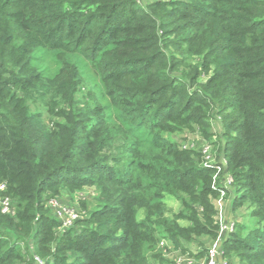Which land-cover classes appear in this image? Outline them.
Segmentation results:
<instances>
[{"label": "trees", "instance_id": "1", "mask_svg": "<svg viewBox=\"0 0 264 264\" xmlns=\"http://www.w3.org/2000/svg\"><path fill=\"white\" fill-rule=\"evenodd\" d=\"M191 125L214 163L163 134ZM224 175L254 224L223 254L264 264V0H0V264H149L158 228L215 238ZM84 186L94 208L61 229L45 201Z\"/></svg>", "mask_w": 264, "mask_h": 264}, {"label": "rangeland", "instance_id": "2", "mask_svg": "<svg viewBox=\"0 0 264 264\" xmlns=\"http://www.w3.org/2000/svg\"><path fill=\"white\" fill-rule=\"evenodd\" d=\"M140 4L144 5L146 3L151 2L152 0H138ZM39 57V61L41 63V65L44 66H48L49 68L53 67V61L51 60L52 55H50V53H46V52H39L36 54ZM81 67H83V64H80ZM51 70H53L51 68ZM83 72L85 73V77L87 82L90 84L92 83V74L90 72H88V69L83 68L82 69ZM42 115L45 117L47 123H49V119L51 115H48L44 109H40ZM52 117V116H51ZM220 123L218 122V120H212L211 125H210V131H213L215 134L219 133L221 128H220ZM164 136L171 140L176 142L178 145L184 143L185 145L188 146V144H191V142L195 143L196 138L198 139H202L201 142L204 140L205 142H210L212 143L215 140V136H212L211 138H209L208 140H206L202 134L200 133V131H198V127L197 125H191V126H186V127H181L179 129H176L172 132H164L163 133ZM201 145V144H200ZM200 145H196V143L193 145V147L195 148V151L199 150V146ZM212 150L213 152L216 151V146L212 145ZM61 198H63L64 201L69 202L70 204H72L73 206H75L78 210H79V215L80 218L83 216H86V212L87 210L93 209L94 205H95V200L97 197V192L95 190V188L93 186H84L81 190H77V191H73V192H68V191H61V193L58 195ZM224 197V195L222 196ZM217 197L214 200L218 199V198H222ZM15 202V201H14ZM167 206L169 208V211L166 212V215L170 218H175L174 215H176L178 212L183 210V206L180 202V200L176 199L175 197L171 196L170 198L167 199ZM246 204L238 207V210H246L245 209ZM234 209V210H237ZM248 209V207H247ZM241 221L242 223L248 227L251 228L254 224V220L248 215V212H245V214L241 215ZM177 222L180 226L182 225H187L188 221L184 218H180L177 219ZM165 235V233L163 232L162 229L158 228V236H162ZM213 238H210L209 236L203 235L200 237H195L194 239L191 240H182L183 243H181V247L183 249L180 248H176L174 245L172 248H161L157 249V243L156 245L152 247H148L145 252L146 255L148 257L149 264L154 263L155 261L157 262H165V261H170V263H175L172 259H174V256H181L184 259H192L194 262H196V260H198V256L194 255L193 251H190L189 249H193L195 251V248L199 249V251L205 249L208 244L211 242ZM158 241V240H157ZM209 241V242H208ZM187 245V247H186ZM157 247V248H156ZM164 249V250H163ZM169 254V256H168ZM158 255V257H157ZM168 256V257H167ZM153 260V261H152Z\"/></svg>", "mask_w": 264, "mask_h": 264}, {"label": "built area", "instance_id": "3", "mask_svg": "<svg viewBox=\"0 0 264 264\" xmlns=\"http://www.w3.org/2000/svg\"><path fill=\"white\" fill-rule=\"evenodd\" d=\"M200 144L199 151L202 154L204 164L214 163L216 158L211 143L203 140ZM180 147L195 149L193 144H188L187 146L182 143L180 144ZM219 162L223 166L226 165V161L222 157L219 159ZM230 183L231 177L229 175H224L220 183V197H222L226 189L230 187ZM5 189V184L0 183V213L3 215H14V202L10 196L5 194ZM45 205L51 211L54 218L59 222L61 229L73 227L80 218L79 210L69 202L64 201L60 196L49 197L45 201ZM235 222L236 221L233 220L229 222H218L217 235L205 248L204 264H231L223 254L222 244L228 235L234 231ZM158 244L159 246L164 247L167 242L166 240L161 239ZM34 264H44V261L41 258L34 256Z\"/></svg>", "mask_w": 264, "mask_h": 264}, {"label": "crops", "instance_id": "4", "mask_svg": "<svg viewBox=\"0 0 264 264\" xmlns=\"http://www.w3.org/2000/svg\"><path fill=\"white\" fill-rule=\"evenodd\" d=\"M201 140L196 138V141H195L196 145H200ZM193 142H191V144L194 145L195 143H193ZM230 189H231V187L227 188L228 192L226 191L223 194L224 197L218 198L216 200H213L214 208L216 210L215 219H216L217 222H229V221L233 220V221L242 223L241 215L245 214V212H248V209H247V207H245L246 210H244V211L243 210H238V209L237 210L233 209V207H232V199L234 198V195H233V193H231ZM161 239H164L167 242V244L164 247H161L158 244ZM181 243H183V242L181 241ZM157 246H158V248L156 247L157 249H160V247L164 248V249L165 248H172L173 247V243L167 237L162 235V236L158 237ZM186 247H187V245H186ZM193 249H189V250L193 251L194 255L199 254V252H200L199 249L195 248V251ZM168 256H169V254H168ZM198 258L199 259L196 260V262H194L192 259H184L181 256H174V259H172V260L175 263H170V261L168 259V261H165V262H162V263L155 261L152 264H204V254L201 255V256H198ZM229 260H230L231 264H239L238 261L236 259H234V258H230Z\"/></svg>", "mask_w": 264, "mask_h": 264}]
</instances>
